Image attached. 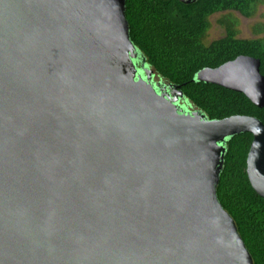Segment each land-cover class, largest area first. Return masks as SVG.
<instances>
[{
  "label": "water",
  "instance_id": "1",
  "mask_svg": "<svg viewBox=\"0 0 264 264\" xmlns=\"http://www.w3.org/2000/svg\"><path fill=\"white\" fill-rule=\"evenodd\" d=\"M260 66L196 81L264 109ZM152 75L126 0H0V264H254L217 188L226 141L248 133L264 199V124L184 112Z\"/></svg>",
  "mask_w": 264,
  "mask_h": 264
},
{
  "label": "trees",
  "instance_id": "2",
  "mask_svg": "<svg viewBox=\"0 0 264 264\" xmlns=\"http://www.w3.org/2000/svg\"><path fill=\"white\" fill-rule=\"evenodd\" d=\"M263 4L264 0H193L190 4L179 0H126V19L144 67L153 71L152 79L180 87L184 112L193 107L211 121L248 116L264 124V109L244 94L196 81L200 71L217 69L241 56L260 60L264 76V24L254 27L255 38L244 39L234 16L253 19ZM215 15H222L217 23L224 36L209 42ZM252 142L253 136L248 133L226 141L217 195L254 264H264V199L255 192L247 174Z\"/></svg>",
  "mask_w": 264,
  "mask_h": 264
},
{
  "label": "rangeland",
  "instance_id": "3",
  "mask_svg": "<svg viewBox=\"0 0 264 264\" xmlns=\"http://www.w3.org/2000/svg\"><path fill=\"white\" fill-rule=\"evenodd\" d=\"M234 16L239 20V31L240 37L244 39H252L256 36L254 35L253 29L257 24H264V4L260 7L258 14L253 19H245L239 14H234ZM222 15H215L211 18L212 28L208 35V40L215 41L224 36V30L218 25V20Z\"/></svg>",
  "mask_w": 264,
  "mask_h": 264
},
{
  "label": "flooded vegetation",
  "instance_id": "4",
  "mask_svg": "<svg viewBox=\"0 0 264 264\" xmlns=\"http://www.w3.org/2000/svg\"><path fill=\"white\" fill-rule=\"evenodd\" d=\"M156 83H159L161 84L160 86L162 87L163 86V83L160 81V80H156V79H153Z\"/></svg>",
  "mask_w": 264,
  "mask_h": 264
}]
</instances>
